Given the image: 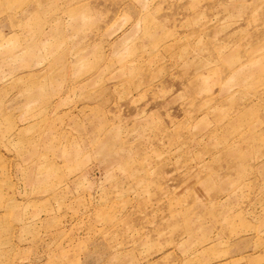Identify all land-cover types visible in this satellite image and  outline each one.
Wrapping results in <instances>:
<instances>
[{
    "label": "rangeland",
    "instance_id": "obj_1",
    "mask_svg": "<svg viewBox=\"0 0 264 264\" xmlns=\"http://www.w3.org/2000/svg\"><path fill=\"white\" fill-rule=\"evenodd\" d=\"M0 264H264V0H0Z\"/></svg>",
    "mask_w": 264,
    "mask_h": 264
}]
</instances>
